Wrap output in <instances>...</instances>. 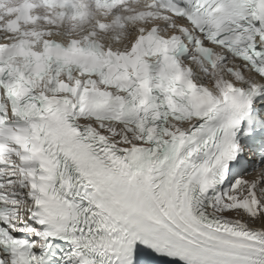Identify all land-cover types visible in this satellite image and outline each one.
Here are the masks:
<instances>
[{"label":"snow or ice","instance_id":"1","mask_svg":"<svg viewBox=\"0 0 264 264\" xmlns=\"http://www.w3.org/2000/svg\"><path fill=\"white\" fill-rule=\"evenodd\" d=\"M0 264H264V0H0Z\"/></svg>","mask_w":264,"mask_h":264}]
</instances>
